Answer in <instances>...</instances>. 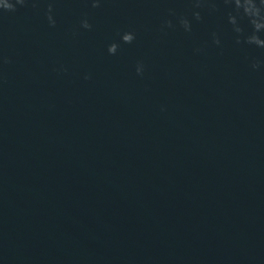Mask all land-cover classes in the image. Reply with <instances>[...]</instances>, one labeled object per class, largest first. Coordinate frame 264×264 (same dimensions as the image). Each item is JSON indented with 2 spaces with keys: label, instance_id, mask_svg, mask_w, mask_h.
<instances>
[{
  "label": "water",
  "instance_id": "obj_1",
  "mask_svg": "<svg viewBox=\"0 0 264 264\" xmlns=\"http://www.w3.org/2000/svg\"><path fill=\"white\" fill-rule=\"evenodd\" d=\"M0 264H264V0H3Z\"/></svg>",
  "mask_w": 264,
  "mask_h": 264
},
{
  "label": "clouds",
  "instance_id": "obj_2",
  "mask_svg": "<svg viewBox=\"0 0 264 264\" xmlns=\"http://www.w3.org/2000/svg\"><path fill=\"white\" fill-rule=\"evenodd\" d=\"M2 2H3V0H0V3H2ZM18 2H20V0H18ZM83 27H88V24L85 22V23L83 24ZM126 39H127L128 41H132V39H133V34L130 33V32H128V34H127V36H126ZM253 67H255V65H253ZM141 70H142V66L138 64L137 67H136V71H137V73H140Z\"/></svg>",
  "mask_w": 264,
  "mask_h": 264
}]
</instances>
